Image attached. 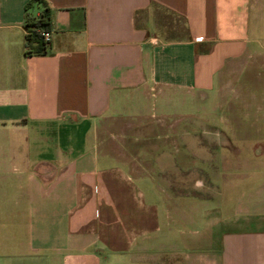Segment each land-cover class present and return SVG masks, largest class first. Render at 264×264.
I'll return each instance as SVG.
<instances>
[{
  "label": "crops",
  "instance_id": "0c3cea01",
  "mask_svg": "<svg viewBox=\"0 0 264 264\" xmlns=\"http://www.w3.org/2000/svg\"><path fill=\"white\" fill-rule=\"evenodd\" d=\"M29 1L0 0V264H264V177L189 227L95 129L136 109L150 84L207 94L227 71L235 85L237 65L262 52L264 2L46 0L48 53L27 56L26 14L43 11ZM159 12L183 19L189 38L163 42ZM260 90V102L230 103H259L260 115L228 118L246 123L230 138H261L264 153V125L247 129L264 123Z\"/></svg>",
  "mask_w": 264,
  "mask_h": 264
},
{
  "label": "rangeland",
  "instance_id": "374dc122",
  "mask_svg": "<svg viewBox=\"0 0 264 264\" xmlns=\"http://www.w3.org/2000/svg\"><path fill=\"white\" fill-rule=\"evenodd\" d=\"M258 6L254 14L263 10L264 16V5ZM157 19L153 29L163 42L189 38L183 19L163 12ZM259 44L261 54L237 65L235 85L227 71L207 94L150 84L137 95L136 109L96 123L100 147L137 176L151 178L169 210L177 219L186 215L189 227L202 213L226 207L252 187L248 183L264 177L262 139L239 133L230 138V129L239 132L246 123L235 125L228 118L230 113L260 115L259 103L252 111L244 105L230 107L234 98L260 102L264 41ZM247 124L252 133L264 125Z\"/></svg>",
  "mask_w": 264,
  "mask_h": 264
},
{
  "label": "trees",
  "instance_id": "16d2710c",
  "mask_svg": "<svg viewBox=\"0 0 264 264\" xmlns=\"http://www.w3.org/2000/svg\"><path fill=\"white\" fill-rule=\"evenodd\" d=\"M43 7V11L38 17H33L26 14L24 30L26 39L27 56H41L46 55L49 50V43L45 41L42 33L44 31H51L53 27L52 12L46 0H30L26 5V11L34 5Z\"/></svg>",
  "mask_w": 264,
  "mask_h": 264
},
{
  "label": "built area",
  "instance_id": "2783aa9c",
  "mask_svg": "<svg viewBox=\"0 0 264 264\" xmlns=\"http://www.w3.org/2000/svg\"><path fill=\"white\" fill-rule=\"evenodd\" d=\"M42 35H43V37H44V39H45L46 42L49 43L51 41V31H44L42 33ZM197 41H202V39L201 38H198Z\"/></svg>",
  "mask_w": 264,
  "mask_h": 264
}]
</instances>
